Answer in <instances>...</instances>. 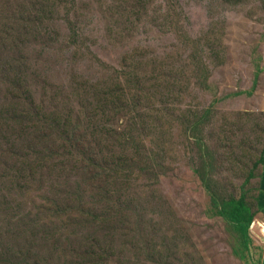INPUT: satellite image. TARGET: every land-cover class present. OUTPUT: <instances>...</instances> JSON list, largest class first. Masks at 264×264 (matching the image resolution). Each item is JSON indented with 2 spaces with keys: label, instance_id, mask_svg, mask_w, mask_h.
I'll use <instances>...</instances> for the list:
<instances>
[{
  "label": "rangeland",
  "instance_id": "1",
  "mask_svg": "<svg viewBox=\"0 0 264 264\" xmlns=\"http://www.w3.org/2000/svg\"><path fill=\"white\" fill-rule=\"evenodd\" d=\"M134 2L75 0L69 12V5H61L51 38L28 46L35 69L26 76L35 90L48 86L51 96L71 91L81 79L96 83L130 59L150 72L152 66L146 63L156 60L157 73L163 74L160 92L153 99L154 90L145 88L138 113L153 99L156 108L145 112L162 116L165 128L172 125V134H166V139L172 138L166 143L170 170L159 176V182L139 177L133 188L141 191L140 199L123 198L142 203L144 209L132 212L130 222H119L114 235L109 225L97 220L88 223L83 217V224L76 222L79 205L74 187L66 182L81 180L75 172L58 169L45 174L44 182L26 185L24 192L11 189L9 172L25 164L20 155L26 147L11 132L13 124L2 127L0 251L16 259L12 264H255L258 258L260 246L254 238H259L261 228H253L256 217L247 250L233 223L217 213L214 197L223 203L245 196L257 209L256 175L264 148V112L256 94L264 90V0H149L131 20L116 14L114 8ZM66 19L77 31L74 41ZM0 90L6 85L0 83ZM165 101L166 114L160 106ZM46 102L55 109L49 99ZM195 109L206 112L197 134L184 126L187 111ZM145 139L149 138L143 134ZM196 139L206 143L209 186L196 173L202 153ZM81 189L85 203L80 207L108 212L105 202H94L89 186L82 184ZM59 196L69 199L78 220L53 214V228L48 213L36 214Z\"/></svg>",
  "mask_w": 264,
  "mask_h": 264
},
{
  "label": "trees",
  "instance_id": "2",
  "mask_svg": "<svg viewBox=\"0 0 264 264\" xmlns=\"http://www.w3.org/2000/svg\"><path fill=\"white\" fill-rule=\"evenodd\" d=\"M134 1L132 5L114 8L116 14L131 20L149 3V0ZM74 3L75 0H0V83L6 85L5 91L0 90V129L13 124L11 132L17 136V142L21 140L19 144L26 147V153L20 155L25 164L9 172V184L11 189L24 192L26 185L38 180L44 182L45 174L56 173L58 169V172H75L81 180L77 179L73 184L69 180L66 182L75 189L73 194L79 205L76 211L80 220L76 221L78 217L72 212L69 199L66 197L64 201L60 196L54 204L39 207L36 216L39 213H48L50 218L53 214L58 218L69 216L71 222L78 224H83L81 219L85 217L88 223L97 220L104 226L109 225V232L112 229L115 235L120 230L119 222H130L132 212L144 209L142 203L134 205V200L126 202L123 198L140 199L138 192L141 191L133 188L139 177H154L159 182V176L170 170L166 164L169 152L166 143L172 142V138L170 135L166 139V134H172V125L165 128L162 116L154 117L152 110L145 112L157 106L152 100L160 92L163 74L157 73L156 60L146 63L152 66L149 72L140 64H132L130 59L119 70H106L107 75L96 83L83 79L76 81L69 92L50 96L46 85L42 89H33L26 76L30 68L35 69L30 63L28 46L50 39L55 22L59 21L61 5H69L66 9L69 12ZM65 22L70 26V40L74 41L77 31L67 19ZM199 70L201 81L203 76ZM203 70L205 73L206 67ZM145 88L154 90L153 99L142 105L143 112L139 114L140 96ZM11 99L18 101L9 104ZM47 99L55 109L47 105ZM160 106L166 114L167 102H161ZM205 113L198 109L188 110L184 116L186 131L190 127L194 134L200 132L198 129L204 122ZM143 134L149 139L142 140ZM196 145L202 152L196 173L209 186L206 180L209 163L204 159L206 143L196 139ZM263 161L264 148L256 176L261 175ZM52 184L55 187V181ZM82 184L91 188L95 203L105 202L109 206L108 212L80 207L85 203ZM214 201L217 213L233 223L249 250L250 228L258 209L253 210L245 196L223 203L214 197ZM259 202L260 194L257 196ZM28 219L25 224L29 223ZM54 219L51 221L53 228ZM59 237L60 233L56 238ZM13 260L16 259L6 258L0 251V264H12Z\"/></svg>",
  "mask_w": 264,
  "mask_h": 264
},
{
  "label": "crops",
  "instance_id": "3",
  "mask_svg": "<svg viewBox=\"0 0 264 264\" xmlns=\"http://www.w3.org/2000/svg\"><path fill=\"white\" fill-rule=\"evenodd\" d=\"M250 94H253V92H251ZM256 94L258 96V104L259 107L261 108L260 111L264 112V90H261V92H256ZM261 175L259 176V186H260V202L257 203V209H258V213L256 216L257 221H262L264 222V161H263V165H261ZM259 238H254L259 251L258 254V258H254V262L255 264H264V234L262 235L261 232L258 234Z\"/></svg>",
  "mask_w": 264,
  "mask_h": 264
},
{
  "label": "built area",
  "instance_id": "4",
  "mask_svg": "<svg viewBox=\"0 0 264 264\" xmlns=\"http://www.w3.org/2000/svg\"><path fill=\"white\" fill-rule=\"evenodd\" d=\"M254 227H259L261 228V234L263 235L264 234V222L262 221H255L254 225H253V228Z\"/></svg>",
  "mask_w": 264,
  "mask_h": 264
}]
</instances>
